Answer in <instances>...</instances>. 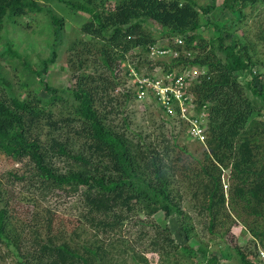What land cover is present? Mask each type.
<instances>
[{"label":"trees","instance_id":"obj_1","mask_svg":"<svg viewBox=\"0 0 264 264\" xmlns=\"http://www.w3.org/2000/svg\"><path fill=\"white\" fill-rule=\"evenodd\" d=\"M210 1L0 0V44L5 46L0 61L25 76L15 89L0 65V155L21 163V171H9L8 177L26 188L33 207L21 222L11 207L13 191L0 183L2 259L14 264H119L105 238L91 241L77 232L73 237L54 232L50 209L41 214L36 207L54 190L76 197L78 221L106 234L137 216L134 223L152 229L143 238L163 264H180L179 253L185 254V264L194 261L184 207L211 233L224 227L228 233L229 225L239 222L253 249L248 254L240 247L232 250L238 264H254L249 255L258 252L256 245L264 250V83L251 70L261 71L264 65V27L251 32L248 20L264 0ZM50 2L86 16L66 47L74 69L62 88L49 86L44 77L63 44L64 19L44 6ZM222 12L230 18L219 26ZM38 14L49 20L53 41L51 57L36 67L18 54L6 27H29L21 18ZM161 39L167 40L160 48L169 57L150 59V48ZM127 60L136 71L160 67L163 76L194 71L187 93L194 114L204 110L207 115L201 158L175 134L152 135L133 125L127 109L136 93L118 90L115 73ZM36 84L46 97L33 88ZM59 159L68 166H59ZM157 213L167 221L164 227L149 220ZM142 217L148 221H138ZM115 236L124 249L114 254L132 253L134 264H148L136 247ZM201 251L200 262L219 264L218 257ZM232 259L228 251L224 264Z\"/></svg>","mask_w":264,"mask_h":264},{"label":"rangeland","instance_id":"obj_2","mask_svg":"<svg viewBox=\"0 0 264 264\" xmlns=\"http://www.w3.org/2000/svg\"><path fill=\"white\" fill-rule=\"evenodd\" d=\"M210 0H207V2ZM220 2V0H215ZM211 2V1H210ZM44 6L50 8L51 11L64 19L63 26V44H60L58 50L56 51V58L52 64L49 65L47 73L44 75L45 81L48 82V85L53 88H62L68 86V80L70 77V73L74 69L72 65L68 63V54L66 51V47L68 43L78 35L79 25L84 21L85 15L82 14H70L66 9L63 8L62 5L56 2L44 3ZM230 18V14L226 12H222L220 16L217 18V22L219 26L224 23V21ZM21 22L24 25L29 24L27 27H20L15 29L14 27L7 26L6 29L8 33L6 36L11 40L14 45V48L17 49L18 54L22 57H25L31 65L39 66L42 59H46L51 57L52 54V28L50 26V22L45 16L42 14H38L36 16H29L21 18ZM248 29L251 32H255L259 25L264 27V2H259L256 4L251 11L250 18L248 20ZM153 29L156 31H160L156 25H153ZM238 34V33H237ZM253 35V34H251ZM202 36L208 38L210 33L207 31L202 32ZM167 43L166 39H161L155 45L156 47H160ZM5 50V46L0 44V52ZM169 57L166 55L165 59ZM150 58V57H149ZM152 59V58H150ZM158 58H156L157 60ZM164 59V58H159ZM16 63L19 64V60H15ZM0 65L3 70L2 73L6 76L7 80H10L14 88L16 89L19 80H23L25 78L24 75L20 72V70H12L11 66L6 64L4 60L0 61ZM129 70V73L126 71ZM254 73V76L260 73L259 81L260 83H264V65L261 68V71L257 70V68H253L251 70ZM117 75V81L120 86L118 90L129 89L131 88L133 92L136 93V79L141 80V78H148L152 80L163 79L164 77L161 73L160 67H154L151 71H145V69L141 68L139 71L133 70L132 66L128 63V60L125 61V64L120 65L119 69L115 72ZM192 75L194 71L191 72ZM174 75V74H172ZM247 80L251 78L248 73L245 74ZM33 83H36V78H30ZM187 88L189 84H186ZM33 88L38 89L39 94L42 97H46L47 95L39 88L38 84L33 86ZM190 95V99H191ZM127 114L130 116L133 125L137 126V130H142L146 133H151L152 135H156L160 132L166 133V135H170V133L175 134L179 138L180 144L184 145L185 149L190 152L192 155L201 158L203 151L205 149L204 143L197 142L188 137V123L185 120H180L177 117H166L161 110L154 104V101L147 97V100H138L135 99L133 102L129 104L127 109ZM194 114V111H190L189 115ZM163 125V126H162ZM186 129V130H185ZM186 131V134L184 133ZM205 142V141H204ZM61 167L68 166L63 159L58 160ZM21 163H17L8 159L2 155H0V183L4 189L12 190V195L14 200H12L11 207L15 210L14 213L17 216H21V222L24 221L25 214L24 212L29 211L32 212V205L27 201L30 198V193L23 187L22 184L17 183L16 181L9 180L8 172H16L21 171ZM223 182V190L225 193L228 191L229 182L227 180V173H223L222 175ZM54 191V190H53ZM50 193L45 196V199H42L36 205L38 211L43 214L45 209H50V212L53 216L52 228L54 232L64 231L65 236H72L73 232H77V235H81L82 238H89L93 241L96 237L99 239L105 238L108 242L109 247L108 250H122L124 249V245L122 242L117 241V236L123 237L126 241L131 244V247H136V250L140 252L147 260L148 264H163L162 261L159 260V255L153 252L148 246L149 240L147 238H143L144 234L152 233V229L147 225H142L139 223H134L135 220L138 219L131 218L132 220L124 221L121 227L115 228L114 232H117L114 235V232L104 233L101 229L89 226L88 224L82 225L78 220L81 219L80 216V204L76 197L66 196L63 193L56 191L54 194ZM38 193L35 198H39ZM191 209V207H189ZM187 213V219L185 221V228L189 230L188 232V240L187 247L188 251L194 252V262H200L199 259L202 258V251H206L207 257L216 256L220 259L219 264H224L226 261L223 260L224 256L227 252H231L233 254V262L231 264H238L236 261V254L232 250L233 247H240L241 250L248 254V251L253 249V244L250 242V235L245 232L243 225L239 222H235L229 225V232L224 233L225 227L223 229H216L213 233L206 230L203 224L199 223L200 220L193 216L191 212H187V207L183 208ZM190 218V220H188ZM149 220L154 221L161 227L167 224V221L164 219L162 213H157L153 218ZM138 221L146 223L148 218L142 217L139 218ZM186 229V230H187ZM112 231V230H111ZM226 232V231H225ZM178 235V238L182 236ZM142 239V240H141ZM248 247V248H246ZM257 251L254 255H249V258L253 260L254 264H264V250L261 248L259 244L256 245ZM112 251L111 255L115 262L121 264H134L131 260L129 253L128 255L123 254H114ZM187 251V253H188ZM263 254V256L261 255ZM182 255L180 259V264H185L187 260L185 254ZM0 264H14L9 259H2L0 257Z\"/></svg>","mask_w":264,"mask_h":264},{"label":"built area","instance_id":"obj_3","mask_svg":"<svg viewBox=\"0 0 264 264\" xmlns=\"http://www.w3.org/2000/svg\"><path fill=\"white\" fill-rule=\"evenodd\" d=\"M177 44L181 41L176 39ZM169 55V51L161 49L160 47H151L149 50V57L152 59L165 58ZM175 56V54H174ZM163 79H136V99L147 100L150 96L154 104L158 106L161 112L166 117H179L188 123V137L204 143L206 139L205 134V119L206 112L202 110L198 114L189 115L193 110L194 105L192 97L187 93V85L192 78V73L189 70L183 71L179 75L172 74L165 75ZM263 256V254H261ZM191 264H208L206 262H194Z\"/></svg>","mask_w":264,"mask_h":264}]
</instances>
